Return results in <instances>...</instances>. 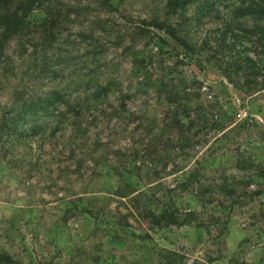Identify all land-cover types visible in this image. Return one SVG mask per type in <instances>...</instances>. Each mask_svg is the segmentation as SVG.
Segmentation results:
<instances>
[{"label":"rangeland","instance_id":"obj_1","mask_svg":"<svg viewBox=\"0 0 264 264\" xmlns=\"http://www.w3.org/2000/svg\"><path fill=\"white\" fill-rule=\"evenodd\" d=\"M58 1L49 60L14 39L19 73L0 72V264H264V16L241 17L243 0ZM94 54L134 98L115 87L73 155L67 137L12 128L20 84L74 87Z\"/></svg>","mask_w":264,"mask_h":264},{"label":"trees","instance_id":"obj_2","mask_svg":"<svg viewBox=\"0 0 264 264\" xmlns=\"http://www.w3.org/2000/svg\"><path fill=\"white\" fill-rule=\"evenodd\" d=\"M247 1L249 4H245ZM58 0H0V72L3 76H17L18 67L9 69L7 51L10 42L17 39V47L20 50L19 57L24 58L33 55L36 51L43 53V60H49V54L57 48L58 43L64 38L63 27L66 20L62 14L54 13L53 8ZM175 3H180L177 0ZM189 3V2H188ZM185 5L178 8H186ZM172 6L169 1L167 7ZM236 11L245 18L253 15L264 16V0H243ZM37 12H45L47 17L45 21L35 24L33 17ZM144 25V24H142ZM146 26V25H144ZM157 30L163 29L162 24L155 21L149 25ZM147 27V26H146ZM33 29V30H31ZM138 28L141 34L145 31ZM262 27H260V30ZM264 32V30H261ZM150 34V32H147ZM165 34L177 41L186 52H194V46H191L184 37L180 36V32L172 27L166 29ZM57 61L59 54H54ZM95 57L94 63H98L97 69L79 78L74 87H68L65 78L59 81L55 79V84L43 94H29V86L25 83L20 84L14 92L11 101V109L9 115H13L12 128L20 131L23 127L30 125L32 132L29 135L36 136L40 132L48 134L50 138H68L71 155L74 153V146L80 140H86L89 131L95 125L93 121L100 118L102 110H106L107 105L114 97V88L119 90L117 83L112 77H108L102 72L101 60ZM61 62V61H60ZM136 63V62H135ZM54 72H64L65 65L57 64ZM13 67V66H12ZM47 68V67H45ZM100 72V73H99ZM117 99L122 100V106L125 107L126 99H133V94L119 90ZM119 111L115 115H111L110 119L117 117ZM7 114V116L9 117ZM106 121V120H105ZM98 127V126H97ZM69 132L70 134H66ZM76 160V156H73ZM74 158H71L74 161ZM191 215H186L183 222L174 220L175 223L183 224L192 221Z\"/></svg>","mask_w":264,"mask_h":264}]
</instances>
